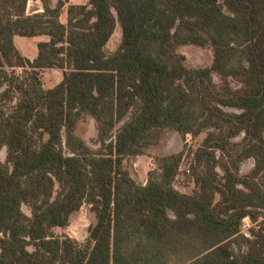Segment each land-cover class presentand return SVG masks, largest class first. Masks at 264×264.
Here are the masks:
<instances>
[{
	"label": "trees",
	"instance_id": "trees-1",
	"mask_svg": "<svg viewBox=\"0 0 264 264\" xmlns=\"http://www.w3.org/2000/svg\"><path fill=\"white\" fill-rule=\"evenodd\" d=\"M41 3L0 0V264H264V0H87L67 23L64 0ZM15 35L49 40L31 60ZM46 68L63 70L52 88ZM88 117L97 148L77 132ZM203 131L194 192L175 185L185 146L138 181L133 158ZM84 204L87 241L57 233Z\"/></svg>",
	"mask_w": 264,
	"mask_h": 264
},
{
	"label": "rangeland",
	"instance_id": "rangeland-1",
	"mask_svg": "<svg viewBox=\"0 0 264 264\" xmlns=\"http://www.w3.org/2000/svg\"><path fill=\"white\" fill-rule=\"evenodd\" d=\"M73 2H80L83 0H64L67 4ZM30 9L37 8V5H41V0H30ZM121 40V29L118 27L113 34L112 38L108 43L110 50H115ZM181 52L186 54L190 64L194 66H205L210 65L213 61V51L211 49H204L194 45H184L180 48ZM18 72L22 74V69H18ZM49 70H45L42 74L44 83L49 75ZM215 79L220 80L219 76L215 74ZM235 83V82H234ZM237 85V83H235ZM77 132L82 136L86 142L92 147H99L100 141L98 137V125L93 117H88L85 121H82L77 129ZM208 131H203L198 136H193L190 142H187L188 136H182L178 132H169L164 141L156 146L150 154L138 155L133 158L130 162L133 168L134 175L139 182L145 184L149 178V173L157 169L156 155L171 153L180 151L186 147V152L183 156L179 173L175 180L176 187L184 192L192 193L197 189L195 177L193 174V164L194 155L192 151L197 149L202 145L205 140ZM220 155V154H219ZM1 158L6 159V149L1 151ZM254 166L253 159L245 160L241 165V170L243 173L248 172ZM25 211L29 212L27 207H24ZM96 221V214L91 210L90 204H84L82 208L77 211L71 217V223L68 228L63 229L61 227L56 228V232L67 233L70 236L78 239L82 243L87 241L89 235V226ZM254 224L247 217L244 219L243 231L249 233V229L253 227Z\"/></svg>",
	"mask_w": 264,
	"mask_h": 264
},
{
	"label": "crops",
	"instance_id": "crops-1",
	"mask_svg": "<svg viewBox=\"0 0 264 264\" xmlns=\"http://www.w3.org/2000/svg\"><path fill=\"white\" fill-rule=\"evenodd\" d=\"M30 1V0H29ZM37 2V0H35ZM57 0H54V2H56ZM87 0H83L80 2H73L70 1L74 4H83L85 3ZM30 2L28 4V11H32L33 9H30ZM37 8L39 10H42V6L41 5H37ZM60 20L63 23H67L68 21V12H67V4L64 6ZM49 37L46 35H37V36H22V35H15L14 37V42L15 45L17 46V48L22 52L23 55H25L26 57H28L31 60H34L38 54H39V48H38V44L41 41H48ZM45 70H49V75L44 83V86L46 88H52L54 86H56L58 83H60L63 79V70L61 69H57V68H46L43 69L41 71V74L44 73ZM43 79V78H42Z\"/></svg>",
	"mask_w": 264,
	"mask_h": 264
},
{
	"label": "built area",
	"instance_id": "built-area-1",
	"mask_svg": "<svg viewBox=\"0 0 264 264\" xmlns=\"http://www.w3.org/2000/svg\"><path fill=\"white\" fill-rule=\"evenodd\" d=\"M187 136H188V138H187V142H190V140L192 139V134H190V133H188V134H186Z\"/></svg>",
	"mask_w": 264,
	"mask_h": 264
}]
</instances>
